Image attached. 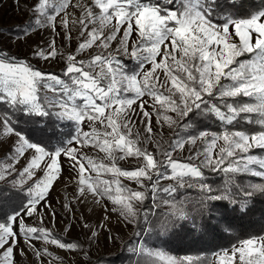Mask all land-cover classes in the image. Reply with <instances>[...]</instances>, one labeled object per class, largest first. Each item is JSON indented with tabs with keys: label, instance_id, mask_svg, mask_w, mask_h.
Returning a JSON list of instances; mask_svg holds the SVG:
<instances>
[{
	"label": "snow or ice",
	"instance_id": "obj_1",
	"mask_svg": "<svg viewBox=\"0 0 264 264\" xmlns=\"http://www.w3.org/2000/svg\"><path fill=\"white\" fill-rule=\"evenodd\" d=\"M14 2L26 19L0 35V264L60 260L47 246L89 258L102 232L117 239L113 215L132 229L129 264H264V234L207 254L153 243L229 232L221 210L264 197V0ZM35 35L47 38L32 47ZM58 58L59 73L38 66ZM127 159L136 166L121 168ZM66 170L74 191L58 212L50 195ZM89 204L94 224L78 207ZM61 214L83 242L55 234Z\"/></svg>",
	"mask_w": 264,
	"mask_h": 264
},
{
	"label": "rangeland",
	"instance_id": "obj_2",
	"mask_svg": "<svg viewBox=\"0 0 264 264\" xmlns=\"http://www.w3.org/2000/svg\"><path fill=\"white\" fill-rule=\"evenodd\" d=\"M251 2L258 4L259 0H251ZM21 7H23V5H21ZM24 19H26V13L25 15L21 14L14 0H0V35H4L5 37L9 35L14 36V32L12 31L13 26L19 24ZM105 31H108V30L106 29ZM46 38H47L46 35L45 36L35 35L29 41V44L30 46L34 47L36 42L43 43L44 39ZM133 39H135V36H133ZM59 43L60 41L58 39V44ZM115 46H116V42L114 41L113 48ZM74 47H75V41L73 42V48ZM12 50L15 52L17 51V48L13 46ZM91 51L95 52V51H100V50L94 48ZM21 54L26 55L27 49L21 50ZM122 59L128 60L127 57H122ZM38 66L41 67L45 71H53V72L59 73L63 64L58 58L56 61H52V62H40ZM129 66L132 67L134 65L130 63ZM148 67H150V65L146 66L145 70H147ZM140 127L142 128V126ZM85 130H87V127H85ZM169 132L170 130H168L165 127V138L166 139L169 136ZM254 151H261V150H254ZM89 155H92L94 158H98V159L103 158V154L97 153L95 150H90ZM119 166L121 168L128 169V168L135 167L136 165L133 160L127 159V160L120 161ZM64 175H65V179L57 183L55 190L50 195V199L52 200L53 204L57 208L58 212L60 209L59 201L63 199L65 195H67L68 198L71 199L73 195V191H74V185L67 181V177L69 176V173L67 170L65 171ZM245 177H246L245 179L247 183L257 181L259 179L257 177H251V176H245ZM124 183L128 184L130 187H133V188L136 187L134 184H132L131 182L127 180H125ZM165 183H168V182H165ZM2 184L4 183H0V185ZM78 207L84 208L85 215L88 217V220L90 223L94 224L96 221L101 219L102 213L99 208L93 211L91 204H89L88 206H78ZM77 215H79V212L77 213ZM48 219H49L48 217H45L46 222ZM28 222L31 223L32 221L29 220ZM65 223L66 221L62 219V214L58 215L57 220H56V228L54 230L55 234L60 235L65 240L72 241V240L79 239L81 242H83L85 239V236L81 228L76 226L75 222H73V228L70 232L63 233L61 231L65 227ZM110 226L112 228L111 235L116 236L117 239L115 241H109L106 239V236L108 235V233L102 232L100 236L98 237V240H99L98 245L93 244L90 249H87V245H85L86 249L90 252L89 258H85L83 256H79V255L72 254V253H66L62 250H58L51 246L41 245L40 243H37V247L47 246L49 247V251H51L54 256H59L61 258L58 261H53V264H89V260L91 264H106V262H109V261L111 262V264H114V262H112V260L109 258L122 253L124 244L132 237L133 233H132L131 227H123L122 225H120L117 222L115 215H113L111 218ZM49 227H51V225H49ZM157 240L158 239L153 238V243L156 244L158 247L163 248L168 253L173 254V255H184V253L177 254V253L171 252V250L167 248L168 247L167 244L165 243L161 244V242ZM128 255L129 254L127 252H124L123 254V256H128ZM105 257H107V259L109 260L104 261ZM42 259L44 260L45 264H47L48 260H50L51 257H43ZM100 259H103V260L100 261ZM17 264H38V262H36L35 256L31 252H29V255L27 256V258H21L17 256Z\"/></svg>",
	"mask_w": 264,
	"mask_h": 264
},
{
	"label": "trees",
	"instance_id": "obj_3",
	"mask_svg": "<svg viewBox=\"0 0 264 264\" xmlns=\"http://www.w3.org/2000/svg\"><path fill=\"white\" fill-rule=\"evenodd\" d=\"M125 62L131 63L128 60H125ZM245 178V176H240L236 179L237 181L247 183ZM208 179L214 183H219L222 177L220 174H210ZM4 187H6L5 184L0 185V188ZM221 211L224 220L232 225V229L229 232L223 231L224 224H221L219 230H212L207 234L181 231L175 236L161 235L157 237L153 235V238L158 239L157 241H160L161 244H167V248L173 253L207 254L219 247H228L237 239L264 234V197L257 195L250 198L249 208L246 213L233 212L231 207L222 209ZM123 254L124 251L109 259L114 264H129L128 256H123ZM109 259L105 257L104 261ZM102 260L100 259V261Z\"/></svg>",
	"mask_w": 264,
	"mask_h": 264
}]
</instances>
